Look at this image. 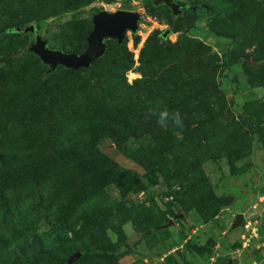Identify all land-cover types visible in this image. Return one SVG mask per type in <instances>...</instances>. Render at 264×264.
<instances>
[{
    "label": "rangeland",
    "instance_id": "obj_1",
    "mask_svg": "<svg viewBox=\"0 0 264 264\" xmlns=\"http://www.w3.org/2000/svg\"><path fill=\"white\" fill-rule=\"evenodd\" d=\"M177 2L202 3L209 15L194 8L172 18L151 0H59L56 9L44 2L43 11L0 6V31L13 29L0 38V264H43V250L75 230L87 239L78 240L81 255L64 256L67 264H264V35L251 41L242 27L264 18V0ZM102 10L141 19L123 49L112 40L87 70L48 72L29 50L40 36L52 48L83 51L92 15ZM24 21L34 31L15 29ZM186 37L210 56L176 81L106 98L116 63L131 62L129 85L141 78L147 39L159 55ZM81 91L88 95L74 97ZM67 103L90 107L79 119L64 115L54 134L23 114ZM140 111L146 122L136 118ZM216 129L231 132L217 155L180 157L186 142L207 144ZM100 214L105 222L89 231H103L105 251L89 255L82 248L94 245L84 228Z\"/></svg>",
    "mask_w": 264,
    "mask_h": 264
},
{
    "label": "trees",
    "instance_id": "obj_2",
    "mask_svg": "<svg viewBox=\"0 0 264 264\" xmlns=\"http://www.w3.org/2000/svg\"><path fill=\"white\" fill-rule=\"evenodd\" d=\"M44 2H47L49 4V8L56 9V7L58 6L57 2H59V0H0V6L9 9L11 11L14 10L15 8L18 9V8H23L25 6H28V10L39 8V10L43 11ZM184 5L186 6V8L182 9L179 15L182 14L183 10L186 9L191 10L194 8H196V11L200 12V15L203 14L207 16L209 15L207 6H205L202 3L195 4L193 5L192 8H190V6H187L186 4ZM179 15L175 16L172 14L173 16L172 18H175ZM26 21L22 22L18 26H15L16 27L15 29L17 31L26 29L27 28ZM242 27L247 31L248 33L247 36L250 38V40L253 41L257 39L260 35H264V18L259 16L256 17L254 20L252 18H249L244 21V25ZM194 28H196V25ZM169 31L171 33L173 31L172 28H170ZM10 32L11 33L13 32L12 28L11 30L10 28L1 30L0 38L3 37L5 34H10ZM111 41H112L111 39L107 40V49ZM113 41L116 42L117 46H120L122 48L121 45L122 43L118 44L116 40ZM72 49L78 50L79 48L74 47ZM155 50H156L155 46L152 45V38L147 39V42L141 53L143 60L140 61V67H139L140 68L139 71L141 72L142 76L140 79H137L136 81L134 80L135 83L133 85H129L124 78V73L131 68V62H127V63L118 62L114 65V68L109 69L108 80L105 81V88H107L106 98H108L109 101L116 98L117 96L126 95L129 89L134 88L136 92L150 91L154 89L158 84L167 83L169 81H176L179 77H181L180 70L182 69L184 70L187 67L194 64L196 65L198 60L201 58V56L203 57L210 56L209 47L208 48L203 47L201 43H199L198 41L187 37L179 39L177 43L173 44L169 50L163 52L162 54L157 55ZM66 52H70V51H66ZM101 58H99L98 60H100ZM243 58H244L243 62L248 65H252L254 64V62H256L257 66L260 65L259 60H256L253 57L245 56ZM98 60H96L94 63H96ZM45 67L47 66L45 65ZM58 68H65V67L57 66L53 71H55ZM87 69L88 68H82L79 70H87ZM67 70H72V69H67ZM79 70H72V71H79ZM47 71H48V67H47ZM83 92L86 95H88V91H81V92H77L74 95V97H79L80 95H83ZM58 101H59V97H57L56 99V104L58 103ZM87 107H90L88 103L85 108H78L73 103H67L65 106L56 108L55 110L50 112H46L43 109L44 107H40L36 109V111L32 109H27L23 112V114H25L30 120H32L31 122L34 125V128L40 130L39 132H43V123H45L48 127L47 130L54 134L60 131L64 127L60 121L64 115L66 114L75 115L77 119L82 118L85 116ZM37 112H43V115L39 116L37 115ZM135 116L136 118L144 120V122H146L147 120L146 115L143 114L141 111L136 112ZM226 133L230 134L231 132L226 131ZM226 133L224 134L217 129L208 132V137L206 138L207 144H202L201 142H197L196 140H190L186 142L184 148L181 151H179L180 157L184 158L185 160L194 157V161H196L198 158L202 159L203 157H212L217 155L219 153V149H220L219 146L221 139L222 137H226L227 135ZM184 165H185L184 163L181 164L182 172L189 173L190 171H188L187 168L190 167ZM191 165L192 164H189L188 166ZM97 220L102 225L105 222V216L100 214L98 217L92 216L88 218V226L84 228L86 230L88 229L87 232L89 236V241H91L92 244L94 245L92 246V248H87L83 246L82 252H85L89 255H93L96 253L101 254L105 251V249L101 247V245L104 242L103 231H100V229L93 230L91 231V233L89 231L90 228L92 229L95 227L94 225H96ZM79 239H81V242L86 241L87 236L83 237L80 231L75 230L70 238H65L62 240L60 246H57L51 250H43V264H48V263L67 264L66 261L64 260V256L70 255L78 251L79 246L77 245Z\"/></svg>",
    "mask_w": 264,
    "mask_h": 264
},
{
    "label": "water",
    "instance_id": "obj_3",
    "mask_svg": "<svg viewBox=\"0 0 264 264\" xmlns=\"http://www.w3.org/2000/svg\"><path fill=\"white\" fill-rule=\"evenodd\" d=\"M153 4H165L173 15H179L182 11L181 6L175 0H151ZM141 16L138 12L130 10L106 11L102 10L92 15V27L86 37L85 49L77 53L75 51H62L60 49L50 48L47 41L37 36L29 47L39 60L48 67V71H53L57 66H63L67 69L79 70L89 68L96 60L101 58L107 51V40H116L118 44L125 39L127 32L135 33L138 29V23ZM26 31H34V26H30ZM169 29L162 33L166 37ZM242 220L239 214L233 227L237 226ZM80 253H76L75 257Z\"/></svg>",
    "mask_w": 264,
    "mask_h": 264
},
{
    "label": "flooded vegetation",
    "instance_id": "obj_4",
    "mask_svg": "<svg viewBox=\"0 0 264 264\" xmlns=\"http://www.w3.org/2000/svg\"><path fill=\"white\" fill-rule=\"evenodd\" d=\"M176 2H177V0H175ZM179 3V2H178ZM181 6H183V8L182 9H184V8H186V6L185 5H183V4H180Z\"/></svg>",
    "mask_w": 264,
    "mask_h": 264
}]
</instances>
